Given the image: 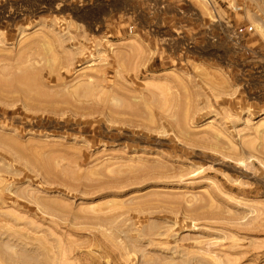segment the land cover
I'll use <instances>...</instances> for the list:
<instances>
[{"label": "rangeland", "instance_id": "rangeland-1", "mask_svg": "<svg viewBox=\"0 0 264 264\" xmlns=\"http://www.w3.org/2000/svg\"><path fill=\"white\" fill-rule=\"evenodd\" d=\"M0 17V264H264V0Z\"/></svg>", "mask_w": 264, "mask_h": 264}, {"label": "bare ground", "instance_id": "bare-ground-1", "mask_svg": "<svg viewBox=\"0 0 264 264\" xmlns=\"http://www.w3.org/2000/svg\"><path fill=\"white\" fill-rule=\"evenodd\" d=\"M0 18H1V17H0ZM0 60H2V59H0ZM25 69H26V68H25ZM26 71H27V69H26ZM26 71H24V72H26ZM30 74H32L31 77H33V78L30 79V80H33V82H34V79H35V77H36V79H37V76H36V75L34 76L33 72H31ZM30 74H27V75L25 74V76H24L25 79H26V78H29V77H27V76H28V75L30 76ZM31 77H30V78H31ZM20 78H23V77L21 76ZM36 79H35V80H36ZM22 80H23V79H22ZM37 80H38V79H37ZM37 80H36V82H37ZM28 81H29V80H28ZM3 82H4V81H0V83H1L0 85H2ZM16 82H17V81H16ZM30 82H31V81H29V83H30ZM33 82H31V83H33ZM36 82H35V83H36ZM5 83H6V82H4V86H1L2 89H3V87H4V89H7L8 86H9V84H11V83H8V82H7L8 86H6L7 84L5 85ZM17 83H19V82H17ZM12 84H13V83H12ZM27 84H28V83H27ZM19 85H20V84H19ZM21 85H22V84H21ZM34 85H35V84H34ZM5 86H6L7 88H6ZM17 87H18V86H17ZM17 87H16V88H17ZM21 87H22V86H21ZM24 87H25V86H24ZM9 88H11V87H9ZM9 88H8L7 90H4V91H7V92H8V91H11V90H9ZM12 88H13V87H12ZM14 88H15V87H14ZM19 88H20V87H19ZM19 88H17V89H19ZM25 89H28V85H27V87H26ZM28 90H29V89H28ZM28 90H27V91H28ZM2 91H3V90H2ZM2 91H0V92H2ZM20 91H21V90H20ZM24 91H25V90H24ZM29 91H30V90H29ZM29 91H28V92H29ZM7 92H6V93H7ZM12 93H13V92H12ZM12 93H11V94H12ZM15 93H16V92H15ZM1 94H2V96H1ZM1 94H0V98H1V97L4 98V95H3V94H5V92H2ZM9 94H10V93H9ZM10 96H11V95H10ZM10 96H9V97H10ZM6 97H8V94L6 95ZM3 98H2V99H3ZM6 99H7V98H6ZM6 99L4 98V100H6ZM8 99H10V98H8ZM24 102H25V104H26L27 101H24ZM25 104H24V105H25ZM30 104H31V103H30ZM25 106H26V105H25ZM26 107H28V105H27ZM31 107H34L33 109L36 108V106H31ZM43 107H44V106H43ZM48 107H49V106H48ZM48 107H46V109H48ZM37 108H38V107H37ZM53 108H54V107H52V110H54ZM33 109H32L33 112H35V111L37 112L39 108L36 109L35 111H34ZM40 109H41V111L46 110L45 108H43V110H42V107H40ZM40 109H39V110H40ZM30 110H31V109H30ZM52 110H51V111H52ZM46 111H47V110H46ZM46 111H45V112H46ZM19 117H20V116H19ZM0 135H3V134H0ZM4 136H5V135H4ZM2 137H3V136H2ZM3 138H4V137H3ZM0 139H1V138H0ZM7 139H8V138H7ZM6 141H8V140H6ZM0 142L3 143V141H0ZM12 142H13V141H12ZM12 142H11V143H12ZM3 144L5 145L6 142L3 143ZM3 144H0V145L3 146ZM16 144H17V142H16ZM16 144H11V145H15V147L17 148V145H16ZM8 145H10V142H9ZM8 145H7V146H8ZM5 146H6V145H5ZM10 147L12 148V146H10ZM13 149H15L14 146H13ZM17 149H18V148H17ZM17 149H16V150H17ZM18 150H19V149H18Z\"/></svg>", "mask_w": 264, "mask_h": 264}]
</instances>
